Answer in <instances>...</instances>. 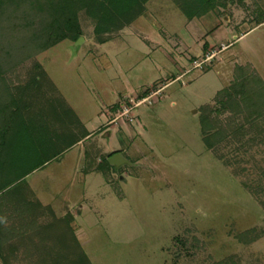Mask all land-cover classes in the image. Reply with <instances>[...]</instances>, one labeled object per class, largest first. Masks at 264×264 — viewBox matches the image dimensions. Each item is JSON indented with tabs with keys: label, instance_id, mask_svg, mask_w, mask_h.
Segmentation results:
<instances>
[{
	"label": "rangeland",
	"instance_id": "obj_1",
	"mask_svg": "<svg viewBox=\"0 0 264 264\" xmlns=\"http://www.w3.org/2000/svg\"><path fill=\"white\" fill-rule=\"evenodd\" d=\"M259 19L264 0H228L192 20L174 0H149L104 44L81 14L83 40L63 41L38 59L16 53L19 62L5 66L3 77L17 84L40 63L53 82L49 94L62 97L89 133L22 188L26 200L51 205L58 218L75 216L92 264H225L233 257L264 264V137L245 148L215 139L209 147L202 132L203 107L241 71L258 76L264 102ZM4 37L0 65L19 40ZM113 152L126 162L99 169ZM5 212L12 222V210ZM13 243L11 264L43 263L36 235Z\"/></svg>",
	"mask_w": 264,
	"mask_h": 264
},
{
	"label": "trees",
	"instance_id": "obj_2",
	"mask_svg": "<svg viewBox=\"0 0 264 264\" xmlns=\"http://www.w3.org/2000/svg\"><path fill=\"white\" fill-rule=\"evenodd\" d=\"M148 1L0 0L1 40L5 34L19 38L15 49L13 46L8 50L11 58L0 65V264H11L10 256L16 253V245L11 246L8 240H22L27 233L36 235L43 243L41 247L36 244L43 255L40 264H92L73 227L75 216L68 212L58 218L51 205L43 206L38 199L26 200L22 188L29 174L61 157L89 133L62 97L49 94L47 88L51 89L53 82L40 63L35 64L40 71L23 83L7 82L3 71L19 62L13 61L16 53L38 59L63 41L76 42L84 35L81 14L92 22L98 43L104 44L110 40V34L143 15ZM227 1L174 0L190 20L212 7L226 6ZM261 23L263 19L258 20ZM257 77L247 69L241 71L230 86L219 91L214 104L203 107L202 132L209 147L215 139L219 143L234 141L239 148H245L251 140L264 137V102L257 90L259 86L254 84ZM223 113L229 114L227 122L218 118ZM211 115L217 117L210 119ZM248 135L252 139L247 140ZM115 153L118 152L104 158L99 169L113 167L108 158ZM7 210L13 212L10 223L4 219ZM30 249L27 255L32 253ZM237 262L233 257L225 264H240Z\"/></svg>",
	"mask_w": 264,
	"mask_h": 264
},
{
	"label": "water",
	"instance_id": "obj_3",
	"mask_svg": "<svg viewBox=\"0 0 264 264\" xmlns=\"http://www.w3.org/2000/svg\"><path fill=\"white\" fill-rule=\"evenodd\" d=\"M78 40H83V37H80ZM77 40V41H78ZM109 162L112 164V165H115V166H119L120 164L126 162L125 159H123V155L120 154V153H116V154H113L110 158H109Z\"/></svg>",
	"mask_w": 264,
	"mask_h": 264
},
{
	"label": "crops",
	"instance_id": "obj_4",
	"mask_svg": "<svg viewBox=\"0 0 264 264\" xmlns=\"http://www.w3.org/2000/svg\"><path fill=\"white\" fill-rule=\"evenodd\" d=\"M84 139H85V138H84ZM84 139H83L82 141H84ZM79 143H80V142H79ZM79 143L75 144V145L73 146V148L77 147Z\"/></svg>",
	"mask_w": 264,
	"mask_h": 264
}]
</instances>
